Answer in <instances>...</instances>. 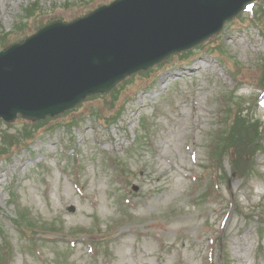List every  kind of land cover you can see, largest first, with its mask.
Wrapping results in <instances>:
<instances>
[{
    "label": "rangeland",
    "instance_id": "374dc122",
    "mask_svg": "<svg viewBox=\"0 0 264 264\" xmlns=\"http://www.w3.org/2000/svg\"><path fill=\"white\" fill-rule=\"evenodd\" d=\"M112 1L0 0V31L13 43L51 19L70 21ZM35 2V14L25 18L23 10ZM263 2L253 1L186 59L165 63L168 58L117 84L114 95L135 101L111 126L104 118L112 91L50 118L27 145L0 154V225L8 236V264H264V238L260 243L258 236L262 226L264 236V149L255 155L249 179L229 176L228 187L215 177L230 172L228 155L220 171L209 167L212 137L224 115L218 99L234 92L233 101L253 121L264 120L257 104L264 94L258 84L264 12L262 18L255 14ZM182 59L200 62L191 65L199 68L173 80L189 70ZM220 65L230 74L219 71ZM169 69L175 72L165 82ZM144 121L151 132L134 145ZM23 122L2 123L0 132ZM68 122L75 123L71 135ZM71 138L70 154L65 149ZM74 159L80 161L77 170ZM208 188L210 197L203 200ZM22 207L37 219L55 221L57 233L46 225L39 239L22 240L12 227Z\"/></svg>",
    "mask_w": 264,
    "mask_h": 264
},
{
    "label": "water",
    "instance_id": "95a60500",
    "mask_svg": "<svg viewBox=\"0 0 264 264\" xmlns=\"http://www.w3.org/2000/svg\"><path fill=\"white\" fill-rule=\"evenodd\" d=\"M250 0L114 2L0 51V116L43 118L212 33Z\"/></svg>",
    "mask_w": 264,
    "mask_h": 264
},
{
    "label": "trees",
    "instance_id": "16d2710c",
    "mask_svg": "<svg viewBox=\"0 0 264 264\" xmlns=\"http://www.w3.org/2000/svg\"><path fill=\"white\" fill-rule=\"evenodd\" d=\"M8 35L5 33L0 32V47L6 46L8 44ZM27 133V129H25ZM258 135V132H257ZM256 138V130L255 128L250 127H242L241 129V136L238 141L237 145V151L239 152V155L237 156V165L240 167L244 166L245 168L248 166L247 161V155H250L254 148L258 144V136ZM245 156V157H244ZM253 156V155H252ZM251 156V158H252ZM245 168L242 171H245ZM240 171V172H242ZM22 224H16V227L19 228V231L22 235H25L27 232H30L31 234L34 233V226L31 224H25L23 227H21ZM6 246L1 247L0 249V264H6V254H7Z\"/></svg>",
    "mask_w": 264,
    "mask_h": 264
},
{
    "label": "bare ground",
    "instance_id": "6f19581e",
    "mask_svg": "<svg viewBox=\"0 0 264 264\" xmlns=\"http://www.w3.org/2000/svg\"><path fill=\"white\" fill-rule=\"evenodd\" d=\"M197 64V62H196ZM193 68H196V67H193ZM173 77V72L169 73L167 76H165V79L168 80V79H172ZM160 87H162V85H158L156 86V89H159Z\"/></svg>",
    "mask_w": 264,
    "mask_h": 264
}]
</instances>
